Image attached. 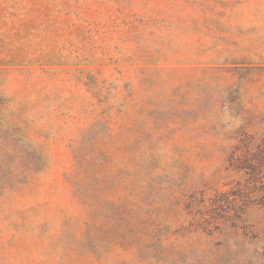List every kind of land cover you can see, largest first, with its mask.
Here are the masks:
<instances>
[{"label":"rangeland","instance_id":"1","mask_svg":"<svg viewBox=\"0 0 264 264\" xmlns=\"http://www.w3.org/2000/svg\"><path fill=\"white\" fill-rule=\"evenodd\" d=\"M0 264H264V0H0Z\"/></svg>","mask_w":264,"mask_h":264}]
</instances>
